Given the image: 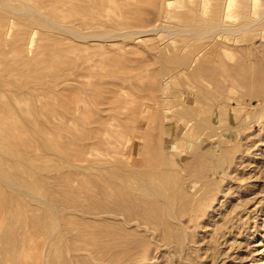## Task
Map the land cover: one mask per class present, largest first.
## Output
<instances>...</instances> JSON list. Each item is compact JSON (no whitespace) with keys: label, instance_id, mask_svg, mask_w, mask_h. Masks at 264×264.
<instances>
[{"label":"rangeland","instance_id":"obj_1","mask_svg":"<svg viewBox=\"0 0 264 264\" xmlns=\"http://www.w3.org/2000/svg\"><path fill=\"white\" fill-rule=\"evenodd\" d=\"M32 1L36 2L37 0ZM32 1L0 0V94L8 93L17 96L18 99L20 98L19 100L24 99V101L20 102L25 105L23 107L29 105L27 108H29V111L31 110V116H34V113L39 115L31 117H38L36 122L40 121L39 119L42 120L43 117H40L41 112L34 110H37L39 105L43 106L46 103V107L47 103H55L57 110L61 113H58L57 110L55 112L61 114V116L51 118V124L62 122L64 128L71 126L70 129L67 128L68 130L64 129V131L62 129L63 136H73V131L76 133L79 128L80 130L78 129L77 133L80 134L81 132L82 136L77 135L78 141L80 143L91 142L93 144V147L88 149L86 157L83 160H81V157L79 160H96L101 163L100 160L104 161L107 159L105 157L109 156L110 158V155L106 154L107 152L109 153V150L112 151L111 149L107 150L110 146L113 148V153L114 150L119 149L117 154H115L116 152L114 155L112 154L113 157L111 158H115L123 150L119 155V158L123 157L124 159L122 165L128 163V167L130 164L131 166L129 165L128 167L130 171L139 169V174L136 173L137 171L134 172L138 178L141 176L139 180L145 185L143 187L137 186L134 189L130 184L127 185V182V184L125 181L123 182L124 186L121 182L123 194H125L121 196L126 197L127 195L128 198H125V200L129 199L130 201L128 200V202L131 204V201L138 203L140 197L143 196L142 198H145L147 196L145 204L148 203L146 206H150L153 202L150 208L154 210L150 211L149 207H146L145 204L143 205L142 202L144 201L139 202L146 209L149 208V213L144 208L147 213L145 215L141 204L138 203L142 207L139 208L138 205L135 206L133 203V206L126 201L129 209L124 212L129 214L130 210L132 212L134 210L137 214L141 213L142 210L144 215L141 213L139 217L142 218H139L130 211V215L126 213L131 217L133 214L132 219L129 217L131 219L129 223L124 221L127 216L123 214L121 215L123 219H120V221H123V225L121 224L119 227L120 221H118V227L113 226L115 229L112 228L114 229L113 231L119 228L116 231L118 233H123V230H125L126 236L122 237L127 238L125 240L121 237L124 239L122 247L126 244V241L127 244L130 241V244L125 246H131L135 249V258L133 257L132 260H129L130 262L125 263L186 264L189 258L193 261V264H264V90L262 91L264 88V0H230V4L228 0H105L108 4L102 0L100 1L103 3L99 2V0H97V3L96 0H93L97 4H106L98 6L95 4L94 9L96 8L97 11L96 13V9L92 11L101 17L100 19V17L94 15L98 17V20L90 12L92 9L90 5L92 4H89V1L91 0H81L80 2L83 6L86 4L85 6L90 8L89 12L86 10L88 9L87 7L84 10V7L79 6L84 12L83 10L80 11L81 9L76 7L80 3L78 4L79 1L77 2L76 0H74L77 2L76 4L72 2L75 6L68 3L67 1L69 0H60V2L54 0L52 3V0H43L41 1L43 4H47V1H49L51 5L54 3V5H57L56 7H51L49 4L45 5L43 7L44 11L41 10L42 7L35 6L38 1L36 3ZM23 2H27L31 6L34 5L36 7L34 12L38 11V13L33 12L32 14L29 11L28 14L26 10L28 9V4H23ZM42 3H39L38 6H44ZM58 6L60 7L58 8ZM99 6H103L100 8L101 12L98 10ZM48 7L53 10L47 9ZM73 7L76 8V12ZM55 9L57 13L53 12ZM24 10L27 12L23 13ZM40 10L44 13L49 10L52 13L50 20L48 15L51 13L47 11L44 14ZM62 10L69 12L65 13ZM61 11L65 14L63 15ZM85 11H87L88 16H83L86 14ZM27 14L28 16H26ZM36 14L38 15L37 17H35ZM56 14H59V16L54 17ZM30 15L31 17H29ZM46 16H48V19ZM63 16H66V18H63ZM90 16H93L94 19ZM52 17L56 18V20H52ZM43 19L44 21H42ZM45 20L51 25H47ZM50 21H53L52 23H55V25ZM218 21L219 23H217ZM121 22L123 25L119 24ZM59 23L62 24L60 28ZM6 28H9L8 34L11 31L12 33L10 35L7 34L8 36H3L2 33H4ZM123 28L126 30H123ZM141 28H144L141 30L142 32H138ZM118 29L126 33H121ZM129 30L131 36L128 33ZM134 30L135 32L133 33ZM25 31L28 34L31 31L33 32L32 35L35 36L33 37L34 44L32 43L31 47L27 49L22 46V49L17 51L14 49V41L19 34ZM26 32L24 36L27 39ZM61 62L63 67L58 69L60 71H68L74 64H78L76 66L79 68L74 67L72 69V71L76 70L77 72L73 71L69 75L71 78H67V80L65 79L60 83L57 80V85L50 86L42 82H27L31 75L33 76L35 73L44 70L47 71L49 66ZM128 74L131 75L130 78ZM75 77L76 79H74ZM87 77L92 81L88 80ZM83 82L84 84L91 82L94 85H96V82L97 84L99 83L100 85H96L98 89H95V93L96 91L97 93H92L93 88L91 91V87L84 85ZM91 83L90 85H93ZM99 89H103V93ZM83 92L86 93L87 97ZM92 96L95 99H92ZM96 96H98V99H96ZM99 96L106 101L104 103H101L103 100L101 102L98 101L100 100ZM58 103H60V106L63 105L65 110L61 111L62 107L60 108ZM73 103H76L77 108L74 107ZM146 103L148 104V111L144 110L143 107ZM171 103L173 104L171 105ZM41 106H39V109H41ZM52 107L56 109L54 104ZM39 109L38 111H40ZM68 109L74 110L69 111ZM67 110L73 116L68 115ZM85 110L88 112L85 113L86 116H89L87 118L84 116ZM80 111H84L82 112L84 117ZM64 112H66L67 115L65 114V116H68V118L63 115V118L59 119ZM140 112L144 113L140 114ZM129 115L131 120L128 118ZM69 117L71 118L69 119ZM79 117H83V119ZM90 118L99 120L100 124L103 121L107 123L106 135L108 136H103L105 139L107 137L110 139L108 141L107 138L105 141L107 143L105 147V142L99 144L93 142L95 140L93 136H96L92 133L97 128L99 129L100 124L95 123L98 127L95 126V124H92L94 119L91 120ZM84 119L85 121L89 119V122H92L90 124L87 121L83 122ZM186 119H193L191 121L193 123L185 128L186 124L183 123L187 121ZM36 122H34V125H36ZM73 123H76L77 126L75 127ZM91 124L93 125L92 129H95L93 131L90 128L91 126L88 127ZM72 126L75 128L72 129ZM86 126L88 129H86ZM122 126L125 128L123 129ZM129 126L133 129L131 130ZM83 131L84 133H90L91 135H88L91 136L90 139L93 141ZM113 132H117L118 135L115 134L117 138L113 136ZM97 134L99 135L100 133L98 132ZM27 137L29 135H26L25 138ZM30 139L31 137H29ZM34 153L33 151L29 152L28 155L31 158L30 163H36L35 166L31 165L33 169L24 165L25 169L28 168V170L24 169L25 171H23L24 167L21 166L19 174L21 175L23 172L21 176L23 179L26 176H30L32 179L33 177L40 179V181L34 179L31 181V179L30 185V181L28 182L30 178L28 179L27 177V180L25 179L28 183L24 180L26 187L33 185L35 188L33 187L34 189H32L30 187L32 190L28 191L16 184V187L6 186L8 192L15 195L20 204L18 209L15 210V212L19 210L14 215L15 217L13 216L12 219V216H9L12 219L11 226L14 228L12 231L17 232V235L23 234L25 230L23 228H28L27 231H31V233L39 231L40 228L37 229L38 226L36 228L32 226L34 224L32 221L38 220V215L43 212L42 210H44L43 216L47 214L46 217H51V206L49 202L46 203L48 198L54 191L56 193L61 191L62 193L66 192L64 189L68 190L70 188V186H65L60 182V175L58 174L73 172L74 170L73 165H70L71 163L69 164L58 157L56 153L43 152V154L38 151L39 157L36 153L34 155ZM40 153H42L41 156H46L41 158ZM117 156L116 158L118 159ZM123 159L121 158V160ZM1 160L2 163L5 161L2 156H0V162ZM121 160L119 161L118 159L117 161L121 162ZM8 161H12V159H8ZM117 161L114 166L121 165ZM110 162L115 163L112 159ZM40 167L41 171L42 167L46 168V171L43 172V169L39 174ZM51 167L55 168L54 171ZM36 168H38L36 170L38 175L34 171ZM124 168L126 166H123V170L120 171H123L122 173L128 172V170L124 172ZM140 168H147L146 170L142 169L144 174ZM186 169L187 171H185ZM145 171L153 173L152 175L150 174L151 176L148 174L150 178L159 174L152 177L149 181ZM161 171H166L167 173L164 172L166 175ZM24 172H30L32 175L23 176L25 175ZM46 173L48 180L45 177ZM98 173L99 171L94 170V174ZM192 173L196 175L194 176ZM101 174H103V171ZM183 176L186 178L183 179ZM167 177L171 179H167ZM202 177L204 178L202 179ZM90 178L95 177L91 176ZM161 178L164 179L161 181L162 184L160 183ZM168 180L171 185H169L170 183L166 184V182H169ZM118 181L120 182L121 180ZM75 182L77 183V181ZM75 182L74 184H76ZM147 182L148 184L150 182L151 185H148ZM154 183L156 186H153ZM172 184H175L178 188H175ZM36 185L39 187L37 188ZM147 186L152 187L148 190ZM163 186L167 187V189H163ZM35 189H41V191H36ZM127 189L129 190L128 192H126ZM139 189H141V192ZM159 189L163 192H161L162 195L159 194ZM170 189H174V191ZM175 189H179L177 190L179 191L178 195L183 193L188 196L189 200H186L187 198L183 194L185 198L182 195H179L180 197L177 196ZM156 191L158 192L157 195L159 194V198H157ZM169 191L170 193L174 192L175 199L179 202L174 199L173 194H171V198H167L170 194L167 196L166 193ZM152 194H155L154 197ZM163 194L167 197H162ZM137 196H139L138 199H136ZM161 199L173 203H170L173 207V209L170 207L172 214L168 213L169 210L166 207L164 208L165 201ZM151 200L154 201L149 202ZM110 203L112 204L113 202L110 201ZM156 203H158V206L161 205L160 207L162 208L155 206ZM155 209L157 216L159 214L165 216V211L167 210L165 217H155V219H162V221L156 219L160 222L159 224L154 218H152L153 222L149 220L153 217L152 214L155 213ZM29 211L33 214L36 213V215L31 216ZM167 213L170 216H167ZM20 215H23L22 218L25 222L32 220L30 221L32 225L29 222V226H25L27 222H23V227ZM147 215L149 219L146 218L148 222H152V226L151 223L146 222L145 224L144 222V216ZM121 216H117L118 219ZM154 216L156 215L154 214ZM9 217L6 219L10 220ZM117 217L114 220L112 218V220L117 221ZM41 218L48 224V220L43 217L39 218V222H41ZM19 219L20 222L17 221ZM8 220L5 221L9 222ZM131 221L134 222L132 223ZM169 221L171 222L169 223ZM153 223L157 226H154ZM29 227L33 229L29 230ZM123 227L126 229L130 227L133 231H131L132 234H127L130 229H127V231ZM166 230L168 231L166 232ZM169 231L172 232L170 233ZM134 233H137L138 237L143 235L141 236L142 239L138 237L132 238L131 236H134ZM167 233L168 235H166ZM37 235L38 233L36 237L32 236V240L35 238L33 242L37 240L38 243L35 242L39 246L40 244L43 245L45 236L49 237L46 234L44 238L40 237V235L37 238ZM108 235L110 234L105 236L109 238L110 236ZM132 239H137V241ZM134 242L141 245L138 248H134L137 247ZM175 242L180 247L174 245ZM133 243L134 245L132 246ZM46 244L51 246L49 245L50 242ZM46 244L44 246L41 245V248H39L41 250L40 259L42 260L43 257L45 259L47 257L45 254L48 249V247H46L47 249L45 248ZM171 244L175 246L173 250L171 249ZM116 246L119 248L121 245ZM176 246L179 248H176ZM33 247L35 248L36 246H32L30 251L27 249L23 253L22 258L33 257L40 253L36 249L37 247L35 248L36 250ZM78 252L88 251L80 250ZM23 260L26 261V259ZM31 264H36V262ZM41 264H43L42 261Z\"/></svg>","mask_w":264,"mask_h":264},{"label":"bare ground","instance_id":"obj_2","mask_svg":"<svg viewBox=\"0 0 264 264\" xmlns=\"http://www.w3.org/2000/svg\"><path fill=\"white\" fill-rule=\"evenodd\" d=\"M32 1V0H31ZM34 1H36V0H34ZM39 3H42L41 1H43V0H37ZM36 1V2H37ZM49 1H51V0H49ZM49 1H47V4H43L42 3V5H44V6H38L39 5V3H38V5H37V3L36 2H33V3H36V5L35 6H37V7H42V9L41 10H43L44 8L43 7H45V5H51L50 3H49ZM54 0H52L51 1V3L53 2ZM55 1H57V2H60V0H55ZM69 1H71V2H69ZM69 1H67L68 3H71L72 4V6H75L74 4H76L78 1V4L81 2V0H76V1H72V0H69ZM84 1V0H83ZM86 1H89V0H86ZM97 1V0H96ZM102 1H104L105 3L107 2V1H105V0H102ZM102 1H100L99 0V2H101V3H103ZM29 2H30V0H29ZM63 2H65V1H63ZM62 2V3H63ZM74 4H73V3ZM90 2V3H89ZM89 2H86V3H89V4H92V5H90V8H91V6H92V9L90 10V12H92L91 14L94 16V15H97L98 16V14H95L96 13V11H97V9L95 10L94 9V7L97 5H106V4H108V2L106 3V4H97L98 3V1H97V3H94L93 2V0H91V1H89ZM230 2V0H228V3ZM27 2H23V4H26ZM62 3H61V5H62ZM93 3H94V6H93ZM28 4V3H27ZM55 4V3H54ZM51 5V7H56L57 5ZM84 4V3H83ZM96 4V5H95ZM111 4V3H110ZM230 4V3H229ZM86 4H84V6L82 5V3H80V5H76V7H79V6H81V7H84V10L86 9V7L87 6H85ZM25 6H27V5H25ZM34 5H29L28 4V9H30V10H28V9H26L27 11H28V14H29V11L30 12H32V14H33V12H34V9L36 10V7H35ZM71 6V7H72ZM60 6H58V8H59ZM81 7H79V9H81L80 11H82L83 9L81 8ZM101 7H103V6H99L98 7V10H100L99 12H101L102 10L100 9ZM27 8V7H26ZM58 8H56L57 10H58ZM74 9L73 10H75V12H76V8L75 7H73ZM88 8V7H87ZM90 8H88V9H86L88 12H89V9ZM31 9H32V11H31ZM47 9H49V10H53L52 8H47ZM55 9V11H53V12H56L57 13V10ZM26 10H24V12L23 13H26L27 11ZM40 10V11H41ZM49 10H47L48 11V13H51V12H49ZM65 10V9H64ZM84 10H83V12H84ZM92 10H95V13L92 11ZM105 10V9H104ZM44 11V10H43ZM47 11H45V13L47 12ZM60 11V10H59ZM63 11V10H62ZM61 11V12H62ZM87 11H85L86 12V14H84L83 16H85V15H87L88 16V14H87ZM42 12V11H41ZM61 12H60V14H61ZM63 12H69V11H63ZM62 12V13H63ZM19 13H21V12H19ZM34 13H38V11H35ZM42 13H44V12H42ZM44 13V14H45ZM65 13H63V15L65 14ZM28 14L26 15V16H28ZM31 14V13H30ZM53 14H55V13H53ZM100 14V13H99ZM48 15V14H47ZM51 15H52V13L50 14V15H48V16H46V18L48 17L49 18V20H50V17H51ZM59 16V14H56L54 17H56V16ZM32 16H35V15H32ZM38 15L36 14V16L35 17H37ZM39 16H40V14H39ZM45 16V15H44ZM66 16H67V14H66ZM66 16H63V18L65 17L66 18ZM93 16H90V17H93ZM96 16V17H97ZM29 17H31V15L29 16ZM54 17H52L51 19L52 20H56V18L54 19ZM95 17V16H94ZM94 17H93V19H94ZM95 17V19H97L98 20V17H100V16H98L97 18ZM42 18V17H41ZM45 18V17H44ZM45 18V19H46ZM47 18V19H48ZM57 18H59V17H57ZM84 18H86V17H84ZM83 18V19H84ZM112 18V17H111ZM46 19V20H47ZM100 19H101V17H100ZM116 19V18H115ZM45 20V21H46ZM61 20V19H60ZM42 21H44V19L42 20ZM48 21V20H47ZM47 21H46V23H47ZM96 21V20H95ZM214 21V20H213ZM51 23L53 22V21H50ZM43 23V22H42ZM61 23V22H60ZM59 23V24H60ZM86 23V22H85ZM118 23V22H117ZM212 23V22H211ZM217 23H219V21L217 22ZM53 24V23H52ZM58 24V25H59ZM119 24H122V22L121 23H119ZM223 24V23H222ZM44 25V24H43ZM46 25V24H45ZM47 25H51L50 23H47ZM53 25H55V23L53 24ZM56 25H57V23H56ZM61 25L62 24H60L59 25V28L61 27ZM123 25V24H122ZM213 25V24H212ZM124 26H125V24H124ZM132 26V25H131ZM218 26H220V25H218ZM222 26V25H221ZM133 27V26H132ZM213 27V26H212ZM228 27H229V25H228ZM129 28H131V27H129ZM128 28V29H129ZM138 28V27H137ZM221 28V27H220ZM9 29V28H8ZM8 29L6 28V29H4L5 31H4V33H2L3 34V36L4 35H7L8 34ZM12 29V28H11ZM125 28H123V30H124ZM135 29V28H134ZM142 29H144V28H141L140 29V31H138V32H142L141 30ZM211 29V28H210ZM227 29V28H226ZM229 29H230V27H229ZM232 29V28H231ZM241 29V28H240ZM126 30V29H125ZM223 30V29H222ZM10 31V30H9ZM118 31H121V33H126L125 31H122V30H119L118 29ZM232 31H234V29H232ZM238 31V30H237ZM26 32V31H25ZM25 32L24 33H21V34H19L18 35V37L16 38V40L14 41V49L15 50H17V51H19V50H21L22 49V46L24 47V48H28V47H31V44L33 43V37H35V36H33L32 35V31H31V33H29L28 34V32H26L27 34V39H26V37L24 36L25 35ZM135 32V30L133 31V33ZM143 32H144V30H143ZM195 32V31H194ZM198 32V31H197ZM12 33V31L11 32H9V34L8 35H10ZM129 34H130V36H131V32H130V30H129V32H128ZM199 33V32H198ZM192 34H193V31H192ZM200 34V33H199ZM7 35V36H8ZM23 35V36H22ZM195 35V34H194ZM80 36H82V35H80ZM84 37H88L87 35H83ZM105 36V35H104ZM108 36V35H107ZM125 37V36H124ZM126 37H128V36H126ZM6 39V38H5ZM35 41V40H34ZM25 44V45H24ZM34 44V43H33ZM196 59V58H195ZM195 59H194V61H195ZM197 59H199V58H197ZM189 62V61H188ZM187 62V63H188ZM196 63V62H195ZM191 64V63H190ZM76 65H78V64H74V66L70 69V70H68V71H60V70H58L59 68H61V67H63V63L61 62V63H57L56 65H53V66H49L48 68H47V71H42V72H38V73H35V75H31L30 77H29V80H27V82H33V83H39V82H42V83H47V85H50V86H52V85H57L56 83H60V82H62L63 80H67V78L69 79V78H71L69 75H71L72 74V72L74 71V72H77L76 70H73L72 71V69L74 68V67H76V68H79V67H77ZM51 67V68H50ZM69 69V68H68ZM50 70V71H49ZM88 75V74H87ZM86 75V76H87ZM69 76V77H68ZM128 76H129V78L131 77V75H129L128 74ZM59 79H61V80H59ZM74 79H76V77L74 78ZM87 79L88 80H90V78H88L87 77ZM57 80H58V82H57ZM79 81V80H78ZM90 81H92V80H90ZM77 82V81H76ZM85 82V81H84ZM84 82H83V84H84ZM1 83V82H0ZM91 83V82H90ZM90 83H87L86 82V84H84V85H86V86H88L89 88L91 87V91H92V88H93V92L92 93H94V94H96L97 93V91H96V93H95V89H98V88H96V85H98L97 84V82L95 83L96 85H94L93 83H91V84H93V85H90ZM79 84H80V81H79ZM81 84H82V82H81ZM100 85V84H99ZM77 86V85H76ZM98 87H100V86H98ZM102 87V86H101ZM0 90H1V87H0ZM76 90V89H75ZM74 90V91H75ZM83 90V89H82ZM102 91L103 89H99V91ZM264 90V88L262 89V91ZM88 91H89V89H88ZM100 91V92H101ZM84 93V95L86 96V93L85 92H83ZM90 94H92L91 92H89ZM102 93H103V91H102ZM81 95H82V93H80ZM100 95V94H99ZM75 96H77V95H75ZM85 96H83V97H85ZM95 96V95H94ZM104 96V95H103ZM87 97V96H86ZM93 97V96H92ZM97 98L96 99H98V96H96ZM100 97V96H99ZM76 98V97H75ZM82 98V97H81ZM20 99V98H19ZM18 99V97L17 96H15V95H10V94H5V93H3V94H0V156H2L4 159H5V161L2 163V160H1V162H0V248H1V250H2V252L0 253V264H22L23 262H25V263H23V264H31L32 262H36V264H38V263H40L41 264V261H42V263L43 264H126L129 260H132L133 259V257L135 258V256L136 255H134V250L135 249H133L131 246H125V245H128V244H130V241H129V243L127 244V241L125 242L126 244H124V246L122 247V243H124V239L126 240V238L127 237H122V236H126V234H125V230H123L122 232L123 233H118V232H116V231H118L119 230V228H117V230L116 231H113L115 228V226L116 227H120L121 226V224L123 223V221L121 220L120 221V219H123V216H121V215H123V214H128V212H124V211H127L129 208L127 207V204H126V201L128 202V200H125V198H128V196L126 195V197H124V196H121L124 192H123V186L125 185V184H123V182L125 181V183L127 184V185H131L132 187H134V189L137 187V186H142L143 187V185H145L144 183H142L139 179H140V177L141 176H139V178H138V176H137V174L136 173H138V172H140V171H138V170H128L129 168V165H128V167H127V164L126 165H122V163H123V161H124V159H123V157H121L123 160H121V158H119V155L121 154V151H123V150H121L120 151V154H118V159H119V161L121 160V162H119V161H117L118 159L116 158V156H115V158L117 159H115V158H111V157H113L112 156V154L114 155V153L115 154H117V151H119V149L118 150H114V153L112 152L113 151V148L112 147H110L109 146V148H107V150H109V149H111L112 151H110L109 150V153L110 152H112L111 154H109L107 151H106V149L105 148H103L104 150H105V152H107L106 154H108V155H110V158L112 159V161H114L115 163H113V162H110V158H109V156L108 157H105V158H107V159H105L104 161L102 160H100V162L101 163H99L98 161H96V160H92V161H89V160H87V159H85L86 161H81V160H83L85 157H86V154H87V152H88V149L90 148V147H93V144L90 142V143H88V142H84V143H80L79 141H78V136L77 135H81L82 136V134H81V132H80V134H78L77 132V130L79 129H75L76 130V133H75V131H73V136H63L62 135V129L64 130V129H70L71 128V126H69V127H66V128H64V126H62V122L61 123H59V122H57V123H54V124H51V122L50 121H52L51 120V118H54V117H58V116H61V114H57L56 112H55V110H57V107H56V105H55V103H53V102H50L51 103V105H50V103L48 104L47 103V105H49V106H47L46 105V107H45V104L43 105V106H41V105H39V106H41V109H39V106L37 107V110H34V111H36V112H41L40 113V117L42 116L43 117V119L41 120V119H39L40 121H38V122H36V119L38 120V117L37 118H31V117H36V115H38V114H36L35 115V113L33 114L34 116H31L32 115V113H31V110L29 111L28 109L29 108H27V107H29V105H27V107H23V103H21L22 101H24V99H21V100H19ZM77 99H78V97H77ZM86 100H87V98H85ZM92 99H95V97H93ZM54 100H56V99H54ZM84 100V99H83ZM85 100V101H86ZM101 100H103V102H101ZM21 101V102H20ZM89 101V100H88ZM98 101H100L101 103H104V101H106V100H104V99H101V97H100V100H98ZM97 101V102H98ZM49 102V101H48ZM57 102V101H56ZM73 102V101H72ZM71 102V103H72ZM77 102V101H76ZM54 104V107H56V109H54L52 106H53V104ZM60 103H58V105H59ZM74 104V103H73ZM76 104V103H75ZM74 104V105H75ZM99 105H101L100 103H98ZM173 103H171V105H172ZM84 105V104H83ZM25 106V105H24ZM60 106V105H59ZM188 106V105H187ZM194 106V105H193ZM62 107V108H61ZM72 107V106H71ZM74 107H76V105L74 106ZM81 107V106H80ZM87 107V106H86ZM143 107H144V110H149V108H148V104L146 103L145 105H143ZM25 108H27V109H25ZM60 108L62 109L61 111H63V110H65V109H63L64 108V106L62 105V106H60ZM60 108H59V110H60ZM73 108V107H72ZM77 108V107H76ZM75 108V109H76ZM85 108V107H84ZM140 108V107H139ZM188 108H190V107H188ZM198 108V107H197ZM38 109L40 110V111H38ZM79 109V108H78ZM77 109V110H78ZM90 109H92V108H90ZM98 109H99V107H98ZM28 110V111H27ZM42 110V111H41ZM69 110V109H68ZM67 110V111H68ZM70 110H72V109H70ZM69 110V111H70ZM74 110V109H73ZM72 110V111H73ZM81 110V109H80ZM101 110V109H100ZM135 110V109H134ZM138 110V109H137ZM152 110V109H151ZM194 110H196V109H194ZM58 111V110H57ZM67 112L68 113V115L70 114V115H72L73 116V114L72 113H70V112ZM94 111V110H93ZM141 111H142V109H141ZM185 111V110H184ZM191 111H192V109H191ZM60 111H58V113H59ZM82 112H84V111H82ZM82 112L80 111V113H81V115H82ZM87 111L85 110V112H84V116H86L85 115V113H86ZM135 112V111H134ZM189 112V111H188ZM31 113V114H30ZM61 113V112H60ZM79 113V112H78ZM88 113V112H87ZM91 113V112H90ZM131 113H133V112H131ZM141 113H144V112H140V114ZM153 113V112H152ZM65 114H66V112H64V114L62 113V117H60L59 119H61V118H63V115H64V117H67L68 118V116H65ZM135 114V113H134ZM178 114V113H177ZM67 115V114H66ZM131 115V114H130ZM130 115H129V117L128 118H130ZM176 115V114H175ZM39 116V115H38ZM83 116V115H82ZM83 116V117H84ZM88 116V115H87ZM87 116H86V118H87ZM97 116H99V115H97ZM148 116V115H147ZM153 116V115H152ZM154 116H156V115H154ZM184 116V115H183ZM187 116V115H186ZM198 116V115H197ZM39 117V118H40ZM75 117V116H74ZM74 117H73V119H74ZM83 117L81 118V117H79V118H81V119H83ZM89 117V116H88ZM193 117V116H192ZM71 117H69V119H70ZM76 118V117H75ZM97 118H99V117H97ZM100 118H101V116H100ZM198 118V117H197ZM91 119V118H90ZM94 119V118H93ZM93 119H91V120H93ZM183 119V118H182ZM185 119V118H184ZM34 120V121H33ZM130 120H131V118H130ZM153 120V119H152ZM177 120V119H176ZM181 120V119H180ZM187 121H184V123L183 124H186V126H185V128L187 127V125H191V123H193V122H191L193 119H191V120H189V119H186ZM73 122H74V120H72ZM76 121V120H75ZM80 121V120H79ZM79 121H78V123H79ZM85 121V119L83 120V122ZM87 121V120H86ZM85 121V122H86ZM95 121H97V122H95ZM123 121V120H122ZM128 121V120H127ZM156 121V120H155ZM177 121H179V120H177ZM34 122H36V125H34ZM80 122H82V121H80ZM92 122V121H91ZM91 122H89V119H88V121H87V123H91ZM186 122V123H185ZM95 123H99L100 124V122H99V120H95L94 119V121L92 122V124H95ZM118 123V122H117ZM51 124V125H50ZM89 125L88 127H90L91 129H92V126L93 125ZM98 124V125H99ZM131 124V123H130ZM129 124V125H130ZM134 124V123H133ZM132 124V125H133ZM196 124V123H195ZM73 125L76 127L77 125H76V123H73ZM118 125V124H117ZM120 125V124H119ZM197 125H199V124H197ZM205 125V124H204ZM207 125V124H206ZM74 126H72L73 128L72 129H74L75 127ZM95 126H97V124H95ZM124 126H125V124H124ZM134 126V125H133ZM88 127L86 126V129H88ZM98 127V126H97ZM119 127H121V126H119ZM123 127V126H122ZM193 127V126H192ZM195 127V126H194ZM82 128H84V126H82ZM125 127H123V129H124ZM129 128H130V126H129ZM129 128H128V130H129ZM135 128V127H134ZM67 129V130H68ZM71 129V130H72ZM90 129V130H91ZM98 129V128H97ZM96 129V130H97ZM116 129H118V127H116ZM115 129V130H116ZM122 129V128H121ZM131 130L133 129V128H130ZM137 129V128H136ZM135 129V130H136ZM150 129V128H149ZM194 129V128H193ZM192 129V130H193ZM80 130V129H79ZM82 130V129H81ZM93 130H95V129H92V131ZM95 130V131H96ZM119 130V129H118ZM185 130V129H184ZM195 130V129H194ZM65 131V130H64ZM70 131V130H69ZM88 131V130H87ZM95 131H93V135L95 134V136L96 137H94L93 135V139L95 138V140L93 141L92 139H90V137L91 136H89V135H91L90 133H84V131H83V133L84 134H86V135H88L87 137L90 139V140H92L93 142H96V144H99V143H103V142H105L106 140H107V138L105 139L104 138V136L103 135H106L107 134V123L106 122H104L103 121V123H101L100 125H99V129L95 132ZM120 131V130H119ZM134 131V130H133ZM198 131V130H197ZM196 131V132H197ZM95 132V133H94ZM100 133V134H102L101 136H100V134L98 135L97 133ZM109 132H110V130H109ZM118 132V131H117ZM117 132L115 133V132H113V136H115V134H117ZM196 132H194V133H196ZM75 133V134H74ZM28 136L29 135V137H31V139L29 140V137H27V138H25L26 137V135ZM98 136H97V135ZM198 134V133H197ZM85 135V136H86ZM118 135V134H117ZM116 135V136H117ZM213 135H214V137H215V134L213 133ZM25 136V137H24ZM80 136V138L82 139V137ZM106 136H108V135H106ZM115 136V137H116ZM145 136V135H144ZM147 136H149V135H147ZM187 136V135H186ZM192 136V135H191ZM109 137H110V134H109ZM117 138V137H116ZM116 138H114L115 140H117ZM84 139V138H83ZM109 139L110 138H108V141H109ZM112 139H113V137H112ZM194 139H195V137H194ZM184 140V139H183ZM112 142H114L113 140H111ZM105 144V145H104ZM103 145H104V147L106 146V142L104 143ZM184 144V143H183ZM196 145V144H195ZM95 146V145H94ZM182 146H184V145H182ZM96 147V146H95ZM101 147H103V146H101ZM116 147V146H115ZM114 147V148H115ZM143 147V146H142ZM147 147V146H146ZM148 148H150V147H148ZM195 148H197V147H195ZM194 148V151L196 150ZM116 149H117V147H116ZM147 150V149H146ZM151 150H152V148H151ZM150 150V151H151ZM33 151V153L35 152L37 155H38V157H39V153H37L38 151H41L42 153L44 152V153H56L57 154V156L58 157H60V158H62V159H64L65 161H67L70 165H73V172H64V173H61V174H58V175H60V178H59V180H60V182L62 183V184H64L65 186H70V188L68 189V190H66V189H64L66 192H62L61 193V191H59L58 193H56L55 191L53 192V194L48 198V200L46 201V203L47 202H49V205L51 206V211H52V215H51V217L50 218H48V216L46 217V215L47 214H45V216H43V213H44V210H42L43 212L42 213H40V215H38L39 217H38V220H36L35 219V221L33 220H29V222L30 221H32V222H34V224L32 225V222H30L31 223V225L34 227V228H36L37 226V229L38 228H40L39 229V231H33V232H35V233H31V231L29 232V231H27V229L28 228H23V229H25L24 230V232H23V234L21 233L20 235H17V232H14V231H12V229H14L12 226H11V222H12V219H13V216L15 215V214H17L18 213V211H16L15 212V210L16 209H18V207H19V203H18V198L15 196V195H13L12 193H10V192H8V190H7V188H6V186H10V187H16L15 186V184L16 185H20V186H22V187H24L26 190H28V191H31L32 189H34L35 187L32 185V186H29V187H26L25 186V184L26 183H28L31 179H32V177H30V176H26V175H28V174H30V172H24L25 173V175H23V176H26V178H24L23 179V177H21L22 176V173H21V175L19 174V169H20V167L21 166H23L24 168H23V171H25V170H28V168L27 169H25L26 167H28L29 166V168L31 167L32 169H33V166H31L32 164L30 163V161H31V158H30V156L28 157V155H29V152H32ZM145 151V150H144ZM193 151V150H192ZM130 152H132V151H130ZM141 152V151H140ZM188 152V151H187ZM196 152V151H195ZM35 153H34V155H35ZM42 153H40V157L42 158H44L46 155H44V156H41V154ZM43 153V154H44ZM143 153V152H142ZM148 153H149V151H148ZM106 154H105V156H106ZM125 155V154H124ZM146 155V154H145ZM142 156H143V154H142ZM7 159H6V158ZM38 157H36V158H38ZM82 157V158H81ZM195 157H197L196 155H195ZM81 158V160H79ZM108 158H109V160H108ZM146 158V157H145ZM151 158V157H150ZM173 158V157H172ZM8 159H12V161H8ZM34 159V158H33ZM39 159V158H38ZM117 162H119L121 165H116V166H114V164H117L116 163V161ZM170 159V158H169ZM35 160V159H34ZM147 160V159H146ZM126 161V160H125ZM155 161V160H154ZM157 161V160H156ZM170 161H172V160H170ZM127 162V161H126ZM151 162V161H150ZM125 163V162H124ZM157 163V162H156ZM175 163V162H174ZM184 163V162H183ZM190 163V162H189ZM192 163V162H191ZM36 164V163H35ZM35 164H33L34 166H35ZM149 164V163H148ZM24 165H26V167L24 166ZM191 165V164H190ZM194 165V164H193ZM125 167L126 166V168H124V172H126V170H128V172H126V173H122L120 170H123L122 169V167ZM131 166V165H130ZM160 166V165H159ZM188 166V165H187ZM192 166V165H191ZM190 166V167H191ZM38 167V166H37ZM119 167V169H117ZM136 167V166H135ZM134 167V168H135ZM189 167V166H188ZM48 168V167H47ZM52 168V167H51ZM131 168V167H130ZM132 168H133V165H132ZM137 168H139L138 166H137ZM136 168V169H137ZM145 168V167H144ZM187 168V167H186ZM25 169V170H24ZM38 168H36L34 171L36 172V170H37ZM43 167H42V171H43ZM46 169V168H45ZM44 169V171L43 172H45L46 170ZM53 169V168H52ZM55 169V168H54ZM54 169H53V171H54ZM141 169V171H142V169L143 168H140ZM147 169V168H146ZM146 169H143V170H146ZM188 169V168H187ZM187 169L185 170V171H187ZM30 170V169H29ZM51 170V169H50ZM94 170H97V171H99V173L98 174H94ZM153 170V169H152ZM33 171V172H34ZM41 171V167H40V170L38 171L39 172V174H40V172H42ZM103 171V174H101V172ZM136 173H135V172ZM149 171V170H148ZM148 171H145V173L147 174V177H149L148 176V174L150 175L151 173L150 172H148ZM172 171V170H171ZM34 172V173H35ZM38 172H36L37 173V175H38ZM152 172H154V171H152ZM156 172V171H155ZM157 172H158V170H157ZM161 172H163V171H161ZM160 172V174L162 175V173ZM164 172H166V171H164ZM163 172V174L164 175H166L165 173ZM192 172V171H191ZM195 172V171H194ZM27 173V174H26ZM142 173H143V171H142ZM167 173V172H166ZM196 173V172H195ZM139 174V173H138ZM144 174V173H143ZM153 174V173H152ZM151 174V175H152ZM159 174V173H158ZM158 174H154L155 176H157ZM193 174V173H192ZM202 174V173H201ZM201 174H199V175H201ZM30 175H32V173L30 174ZM141 175V174H140ZM150 175V176H151ZM188 175H190L189 173H188ZM194 175V174H193ZM196 175V174H195ZM194 175V176H195ZM91 176H94L95 178H90ZM144 176V175H143ZM155 176H152V177H155ZM198 176V175H197ZM27 177H28V182H26V180H27ZM45 177H46V179L48 180V177H47V173L45 174ZM151 177V178H152ZM164 177V176H163ZM162 177V178H163ZM200 177V176H199ZM15 179V181H14V179ZM37 178V177H36ZM35 177H33V179L34 180H38V178L36 179ZM151 178L149 177L148 179H149V181L151 180ZM161 178V179H162ZM165 178V177H164ZM168 178H170V177H167V179ZM186 178V177H185ZM184 178V176H183V179H185ZM204 177H202V179H203ZM26 179V180H25ZM33 179L31 180V181H33ZM166 179V178H165ZM171 179V178H170ZM197 179V178H196ZM200 179V178H199ZM24 180H25V182L26 183H24ZM118 180H121L120 182L118 181ZM153 180V179H152ZM159 180V179H158ZM164 179H162V180H160V183H161V181H163ZM31 181H30V183H29V185L31 184ZM38 181H40V179L38 180ZM75 181H77V183L75 182ZM157 181V180H156ZM156 181H152V182H156ZM169 181V180H168ZM201 181V180H200ZM35 182H37V181H35ZM74 182L76 183V184H74ZM121 182H122V184H123V186H122V184H121ZM160 183H159V185H160ZM170 183V184H169ZM172 183H174L173 181H172ZM36 184V183H35ZM34 184V185H35ZM39 184V183H38ZM147 184H148V182H147ZM149 184H150V182H149ZM148 184V185H149ZM162 184V183H161ZM164 185H165V183H163ZM166 184H169V185H171V182L169 181L168 183L166 182ZM151 185V184H150ZM155 185V183L153 184V186ZM158 185V186H159ZM172 185H174L175 186V184H172ZM37 186V188L39 187L38 185H36ZM156 186V185H155ZM168 186V185H167ZM173 186V187H174ZM180 186V185H179ZM30 187H32V189L30 188ZM34 187V188H33ZM148 187V186H147ZM152 187V186H151ZM151 187H148V190H149V188H151ZM168 187H170V186H168ZM177 186H175V188H176ZM139 188V187H138ZM138 188H137V190H138ZM163 189H167V187L165 188V186H163L162 187ZM162 188H160V189H162ZM178 188V187H177ZM146 189V188H145ZM156 189V188H155ZM158 189V188H157ZM159 189V190H160ZM180 189V188H179ZM179 189H177V190H179ZM36 190V189H35ZM38 190V189H37ZM36 190V191H37ZM64 190H62V191H64ZM126 190V189H125ZM141 189H139V191H140ZM147 190V189H146ZM146 190H145V192H146ZM171 190V189H170ZM176 190V189H175ZM175 191L176 193L175 194H177V196H181L182 194H179L178 195V192L179 191ZM183 190V189H182ZM38 191H41V189L40 190H38ZM129 190L127 189V191L126 192H128ZM152 191L154 192V190L152 189ZM171 191H174V189L173 190H171ZM181 191V190H180ZM185 191V190H184ZM203 191V190H202ZM130 192H131V190H130ZM141 192V191H140ZM142 192H144V191H142ZM149 192V191H148ZM161 190H160V193L159 194H161ZM56 193V194H55ZM135 193H136V191H135ZM138 193V192H137ZM151 193V192H150ZM157 191H156V195H157ZM163 193V192H162ZM200 193H201V191H200ZM131 194V193H130ZM158 194V195H159ZM167 194V196H168V194H170L169 195V197H167V196H165L164 194H163V196L162 197H167V198H171L172 196H171V194H173L174 195V192H171L170 193V191L169 192H167L166 193ZM186 194H187V191H186ZM123 195H125V194H123ZM148 195V194H147ZM149 195H151V194H149ZM154 195L155 194H152V196L154 197ZM157 195V198H159V196ZM162 195V194H161ZM184 196H185V194H183ZM182 195V197H184ZM130 196V195H129ZM131 196H132V194H131ZM130 196V197H131ZM141 196V195H140ZM176 196V198H178ZM179 196V197H180ZM143 197V196H142ZM142 197H140L139 198V196H137V198L136 199H138V203L139 202H142V201H144V202H142L143 203V205L145 204V202H147L146 201V199L145 198H147V196H145V198H142ZM156 197V196H155ZM182 197H181V199H182ZM187 199L186 200H189L188 199V196L186 195L185 196ZM184 197V198H185ZM189 197H191V196H189ZM135 198V197H134ZM166 198V200H168ZM183 198V199H184ZM143 199V200H142ZM145 199V200H144ZM149 199H150V196H149ZM151 199H153V198H151ZM156 199V198H155ZM174 199H175V195H174ZM179 199V198H178ZM192 199V198H191ZM108 200H110L111 202H113L112 204L110 203V201L109 202H107ZM132 200V199H131ZM162 200V199H161ZM170 200V199H169ZM175 200H177V199H175ZM174 200V201H175ZM45 201V200H44ZM130 201V200H129ZM152 201H154V200H151V201H149V202H152ZM156 201H159V200H156ZM162 201H165V200H162ZM171 201H173V200H171ZM185 201V200H184ZM183 201V202H184ZM107 202V203H106ZM132 202V204L130 203V202H128V203H130L131 205H133V203L135 202H133V201H131ZM177 202H179L178 200H177ZM181 202V201H180ZM190 202V201H189ZM111 205H110V204ZM137 203V202H136ZM136 203H134L135 204V206H137L138 205V203L136 204ZM142 203H139V204H141L142 205ZM164 203V202H163ZM170 203H172V202H170V201H165V205H164V208L166 207V209H168L169 211H168V213L171 211V209H170V207L173 209V207H172V205L170 204ZM182 203V202H181ZM185 203V202H184ZM148 203H146L145 204V206L147 205ZM151 204H153V202L151 203ZM151 204H150V206H146V207H152L151 206ZM158 203H156L155 204V206L157 205ZM173 204V203H172ZM142 205V206H143ZM171 205V206H170ZM182 205H183V203H182ZM129 206V205H128ZM134 206V205H133ZM139 206V205H138ZM161 206V205H160ZM160 206H158L157 205V207H159V208H162V207H160ZM190 206V205H189ZM146 207H144L143 206V208L141 207V206H139V208H142L143 210H144V212H145V215L147 214L146 213V211L148 212L149 210V208L148 209H146ZM184 207H185V205H184ZM186 207H187V205H186ZM191 207V206H190ZM193 207V206H192ZM135 208V207H134ZM146 209V211H145V209ZM189 208V207H188ZM131 209H132V207H131ZM151 210L150 211H152V210H154L153 208H150ZM190 209V208H189ZM133 210V209H132ZM131 211V210H130ZM130 211H129V214L128 215H130L131 213H130ZM136 211H137V209H136ZM149 211V212H150ZM160 211H162V210H160ZM159 211V212H160ZM173 211V210H172ZM15 212V213H14ZM30 212V211H29ZM28 212V213H29ZM132 212V211H131ZM140 212V211H139ZM143 211L141 210V213H142ZM148 212V213H149ZM155 213V215L156 216H154V214H152L153 215V217H151L150 219H149V217H148V215L147 216H144L145 217V220H147V218L149 219V220H151L152 222H153V220H152V218H154L155 219V217H165L166 216V212H167V210L165 211V216L162 214V212H160L162 215H160L159 214V216H157L158 214H156V209H155V211H154ZM20 213V212H19ZM27 213V214H28ZM31 214V216L32 215H36V213H32V212H30ZM133 214H136L135 213V211L133 210V212H132ZM141 213H137L136 214V216L137 217H139L140 215H141ZM153 213V212H152ZM164 213V212H163ZM167 213V216L169 215ZM171 213V212H170ZM126 214V216L127 217H125L124 218V221L125 222H130V220L132 219V217H133V214H132V217L131 216H128ZM139 214V215H138ZM143 215H144V213H142ZM172 214V213H171ZM173 214H176V213H173ZM149 215H151V214H149ZM151 215V216H152ZM177 215V214H176ZM175 215V216H176ZM12 218H10V217ZM21 216V218L23 217V215H20ZM117 216H121V218H119L118 219V217ZM135 216V215H134ZM170 216V215H169ZM10 218V220H8V219H6V218ZM15 217V216H14ZM35 217V216H34ZM37 217V216H36ZM40 217H43V218H45L46 220H48V224H47V222L45 221V220H43L42 218V220H41V222H39V218ZM115 217H117V221H113L114 220V218ZM131 219H130V218ZM147 217V218H146ZM16 218H17V215H16ZM15 218V219H16ZM20 218V219H21ZM29 218V217H28ZM112 218H113V220H112ZM135 218V217H134ZM133 218V219H134ZM139 218H142V217H139ZM20 219L19 220H17V221H19L20 222ZM156 219H159L160 220V218H156ZM155 219V221L159 224L160 222L159 221H157ZM5 220H8L9 222H6ZM116 220V219H115ZM144 220V219H143ZM144 220V222H145V224H146V222H148V220L147 221H145ZM22 223L21 224H23V227H24V223H26L25 224V226L26 225H28L29 226V222L28 221H26L25 222V220L22 218ZM118 221H120L119 223V225H118ZM140 221H142L141 219H140ZM148 222L149 224L151 223V226H152V222ZM160 221H162V219L160 220ZM24 222V223H23ZM132 222V221H131ZM134 222V221H133ZM132 222V223H133ZM136 222V221H135ZM156 222H154V223H156ZM171 221H169V223H170ZM142 223H143V221H142ZM147 223V224H148ZM153 223V225L154 226H157V225H155ZM148 224V225H149ZM118 225V226H117ZM123 225V224H122ZM132 225V224H131ZM114 226V227H113ZM132 226H135V225H132ZM141 226V225H140ZM154 226H153V228H154ZM164 226H166V224H164ZM22 227V226H21ZM126 227V226H125ZM149 227V226H148ZM30 229L29 230H31V229H33V228H31V227H29ZM112 228H114V229H112ZM152 228V227H151ZM156 228V227H155ZM167 229H168V227H166ZM173 228H174V226H173ZM173 228H171L172 230H173ZM120 229H122V228H120ZM123 229H126V228H124L123 227ZM128 229V228H127ZM126 229V230H127ZM129 229H130V227H129ZM128 229V230H129ZM138 229V228H137ZM158 229V228H157ZM157 229H155V230H157ZM127 230V231H128ZM133 230H134V228H133ZM148 230H150V229H148ZM131 229H130V232H127V234L129 233H131ZM160 231V230H159ZM168 230H166V232H167ZM133 232V231H132ZM135 232V231H134ZM162 232V231H161ZM170 232V231H169ZM168 232V233H169ZM172 232V231H171ZM170 232V233H171ZM16 233V234H15ZM38 233V237L37 238H39V235H40V237L42 236L43 238H44V236L46 235V234H48L49 235V237H47V236H45V240H44V242H43V245L42 244H40V246L42 245V246H44L46 243H49L50 242V244L49 245H51L52 246V244H54L52 247L51 246H47L48 244H46V246H45V248L46 247H48V249L46 250V259L43 257V260L42 259H40L41 258V250H39V248H41L40 246H39V244L38 245H36V242H37V240H35L34 242H33V240L35 239H33L32 240V236L34 237H36V234ZM114 233H115V235H114ZM168 233L166 234V235H168ZM169 233V234H170ZM107 234H110V235H108V236H110L109 238L108 237H106L107 236ZM132 234V233H131ZM142 234H143V232H142ZM106 235V236H105ZM117 235H119V236H117ZM121 235V236H120ZM104 236H105V238H104ZM113 236V237H112ZM115 236H117V237H115ZM127 236H131V235H127ZM141 236H143V235H141ZM138 237L137 236V233H134V236H131L132 238H141L142 239V237ZM171 236V235H170ZM180 236V235H179ZM184 236V235H183ZM124 238V239H122V238ZM168 237V236H167ZM36 238V239H37ZM43 238H41V239H43ZM130 239V238H129ZM128 239V240H129ZM179 239V238H178ZM39 240V239H38ZM132 240H134V239H132ZM139 240V239H138ZM177 240V239H176ZM180 240V239H179ZM178 240V241H179ZM52 241V242H51ZM123 241V242H122ZM134 241H137V239L136 240H134ZM141 241V240H140ZM34 244H33V243ZM41 242H42V240H41ZM133 242V241H132ZM142 242V241H141ZM180 242V241H179ZM38 243V242H37ZM52 243V244H51ZM134 243H136V245H137V247H134V248H138L140 245H138L137 244V242H134ZM134 243L132 244V246L134 245ZM139 243V242H138ZM2 244V245H1ZM31 244H33V245H31ZM174 244V243H173ZM173 244H171V249L173 250V248L175 247L174 245H178L176 242H175V244L173 245ZM36 246L35 248L36 249H38V251L40 252V253H38V255L36 254L35 256H33V257H25V258H22L23 257V253H25L26 251H27V249L30 251L31 250V247L32 246ZM116 245H121L119 248H117V246ZM173 245V246H172ZM116 246V248H114ZM179 247H180V245H178ZM178 246H176V248L178 247ZM132 249H131V248ZM178 247V248H179ZM34 247H33V249H35ZM35 249V250H36ZM141 249V248H140ZM71 250H73V251H75V252H72ZM88 251V252H83V253H81V252H78V251ZM42 251H43V247H42ZM141 251V250H140ZM137 252L139 253V251H138V249H137ZM31 253V252H30ZM138 253H137V255H138ZM23 259H26V261L25 260H23ZM46 260V261H45ZM40 261V262H39ZM188 262L186 263V264H193V261L192 260H190L189 258H188V260H187ZM38 262V263H37ZM126 262V263H125ZM130 262V261H129Z\"/></svg>","mask_w":264,"mask_h":264}]
</instances>
